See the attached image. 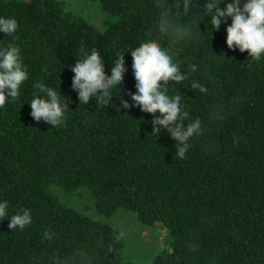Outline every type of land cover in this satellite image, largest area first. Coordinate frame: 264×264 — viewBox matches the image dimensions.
<instances>
[{
	"label": "trees",
	"instance_id": "16d2710c",
	"mask_svg": "<svg viewBox=\"0 0 264 264\" xmlns=\"http://www.w3.org/2000/svg\"><path fill=\"white\" fill-rule=\"evenodd\" d=\"M89 1L108 16L102 30L69 14L62 0H0V16L18 23L14 34L0 33V47L18 46L28 72L16 100L0 107V200L10 214L29 209L32 216L22 230L0 222V264H264V57L226 47L230 21L211 32L205 17L201 33L194 27L180 42L159 33L154 13L175 0ZM176 18L189 19L180 8ZM148 38L170 50L186 74L168 89L182 94L188 116L180 122L201 121L183 158L166 132L151 135L157 114L119 109L118 89L109 104L87 105L71 89L70 66L82 53L97 49L107 74L126 51L120 97L128 103V56ZM194 80L207 91L191 88ZM39 84L66 98L62 125L29 115ZM53 187L87 189L105 218L124 210L144 227L159 224L168 247L149 263L124 260L121 233L63 204Z\"/></svg>",
	"mask_w": 264,
	"mask_h": 264
},
{
	"label": "clouds",
	"instance_id": "9594fccd",
	"mask_svg": "<svg viewBox=\"0 0 264 264\" xmlns=\"http://www.w3.org/2000/svg\"><path fill=\"white\" fill-rule=\"evenodd\" d=\"M223 4V8L220 5ZM185 11L189 17L186 21L176 18V9ZM199 8L196 14L191 9ZM207 18L205 26L211 32L216 31L225 21L230 23L225 28V45L228 49L247 52L248 58L259 60L264 57V0H205L202 7L195 0H175L167 6H160L154 13L156 29L159 33L170 37L174 42L190 39L194 36L193 28ZM18 23L14 17L0 16V33L12 35L17 30ZM206 28V27H205ZM199 33H201L199 31ZM128 51V50H127ZM126 51L117 53L106 74L103 58L95 48L84 52L70 71L71 89L76 92L78 104L87 105L90 100L109 104L113 95L112 90L118 89L119 109L127 113L129 105L141 112L153 115L150 120L151 135L156 137L164 131L175 143V155L183 158L188 151L189 140L201 131L199 118L190 123L182 121L188 116L184 109L180 94H169V82H182L186 74L181 73L179 63L173 59L170 50L163 47L152 38H148L138 47L132 49L128 56L131 74L132 93L125 103L120 97V84L125 69L123 56ZM224 57V56H223ZM197 66L191 65L195 71ZM28 79V72L23 65L20 49L14 44L6 48L0 47V107L9 98L15 101L20 86ZM60 83V81H59ZM59 85V84H58ZM39 94H33L30 102L29 115L34 121H43L51 127L64 123L65 113L69 111L66 98L61 96L55 88L39 84ZM191 88L199 89L201 93L207 88L199 81H192ZM7 219L10 230L24 229L32 221L29 209H22L14 214L9 213V202L0 200V222Z\"/></svg>",
	"mask_w": 264,
	"mask_h": 264
},
{
	"label": "rangeland",
	"instance_id": "374dc122",
	"mask_svg": "<svg viewBox=\"0 0 264 264\" xmlns=\"http://www.w3.org/2000/svg\"><path fill=\"white\" fill-rule=\"evenodd\" d=\"M62 1L69 14L89 21L100 30L104 29L108 16L100 10L97 1ZM86 190L79 188L75 193L66 194L59 188H52V192L63 204L96 221L107 223L119 231L124 241L122 254L124 260L149 263L155 255L168 247V236L162 226L156 224L152 227H144L137 223L135 215L124 210H119L111 217L105 218L97 213L93 198Z\"/></svg>",
	"mask_w": 264,
	"mask_h": 264
}]
</instances>
